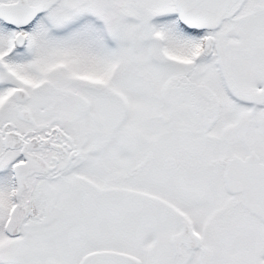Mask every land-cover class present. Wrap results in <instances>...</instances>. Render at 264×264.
I'll return each mask as SVG.
<instances>
[{
    "label": "snow or ice",
    "instance_id": "6c2138e0",
    "mask_svg": "<svg viewBox=\"0 0 264 264\" xmlns=\"http://www.w3.org/2000/svg\"><path fill=\"white\" fill-rule=\"evenodd\" d=\"M0 264H264V0H0Z\"/></svg>",
    "mask_w": 264,
    "mask_h": 264
}]
</instances>
